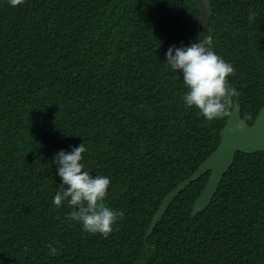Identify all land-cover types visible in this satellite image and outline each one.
<instances>
[{
  "label": "trees",
  "instance_id": "obj_1",
  "mask_svg": "<svg viewBox=\"0 0 264 264\" xmlns=\"http://www.w3.org/2000/svg\"><path fill=\"white\" fill-rule=\"evenodd\" d=\"M213 51L230 63L233 111L264 107V0H209ZM255 11L254 20H249ZM206 38L194 0H0V264H264V151L237 153L211 204L210 172L149 225L166 196L217 149L229 117L187 107L172 46ZM111 180V234H90L67 201L55 156ZM52 244L59 253L49 254Z\"/></svg>",
  "mask_w": 264,
  "mask_h": 264
},
{
  "label": "clouds",
  "instance_id": "obj_2",
  "mask_svg": "<svg viewBox=\"0 0 264 264\" xmlns=\"http://www.w3.org/2000/svg\"><path fill=\"white\" fill-rule=\"evenodd\" d=\"M9 2L16 7L22 5L24 0ZM255 16V11H251L248 19L254 20ZM166 64L173 72L182 73L188 89L182 99L187 107L197 108L208 121L230 115L233 97L239 96L237 90L228 84V77L235 75V69L213 51L210 36L187 47H170L166 53ZM86 151L82 143L70 152L61 150L55 156L62 185L53 203L61 206L67 201L73 210L65 219L79 222L87 233L101 234L107 238L117 220L123 219L124 213L106 206L111 180L106 176L94 177L85 170L82 161ZM48 248L50 255L59 254L52 244Z\"/></svg>",
  "mask_w": 264,
  "mask_h": 264
},
{
  "label": "water",
  "instance_id": "obj_3",
  "mask_svg": "<svg viewBox=\"0 0 264 264\" xmlns=\"http://www.w3.org/2000/svg\"><path fill=\"white\" fill-rule=\"evenodd\" d=\"M194 1L201 13V25L207 38L210 36L209 20L212 15L210 1ZM220 138L217 149L190 177L182 181L163 200L149 225L145 240H148L154 232L175 199L191 183L197 181L208 172L211 173L207 185L193 206L191 217H195L198 213L203 212L213 201L224 176L232 167L237 153L254 154L264 151V107L261 109L255 123L250 125L242 118L240 105H236L230 113L226 125L220 132Z\"/></svg>",
  "mask_w": 264,
  "mask_h": 264
}]
</instances>
